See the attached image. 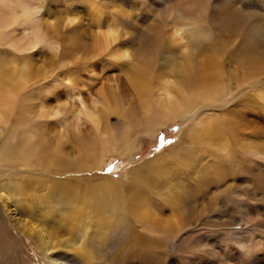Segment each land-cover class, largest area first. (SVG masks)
Segmentation results:
<instances>
[{
	"label": "bare ground",
	"instance_id": "1",
	"mask_svg": "<svg viewBox=\"0 0 264 264\" xmlns=\"http://www.w3.org/2000/svg\"><path fill=\"white\" fill-rule=\"evenodd\" d=\"M100 63L85 104L70 82ZM263 76L264 0H0V264H264ZM182 120L126 182L99 174Z\"/></svg>",
	"mask_w": 264,
	"mask_h": 264
},
{
	"label": "rangeland",
	"instance_id": "2",
	"mask_svg": "<svg viewBox=\"0 0 264 264\" xmlns=\"http://www.w3.org/2000/svg\"><path fill=\"white\" fill-rule=\"evenodd\" d=\"M101 64L102 63L97 64L94 67H92L93 69H91L90 72L89 71H83V69H81L80 72L75 73V74H77V77L70 82V83L78 82L79 86L81 87V89L84 92L85 91H92V96L89 93H87L88 94L87 97L84 96V99H83V97H81V100L85 101V104H87L92 99L93 95H95V93L99 89H101V87H103L109 83L107 77L108 78L110 77L108 75H111V72H113L112 69L115 68L114 67L115 65H111L108 68L107 67L102 68V67H100ZM260 65H261V63H260ZM102 69H104V70H102ZM82 81H85V82L81 83ZM85 84H89L90 90L87 89V85H85ZM258 84L259 85L264 84V76H263V79H261V81ZM255 89H256V87L254 85H252V87L251 86L246 87V88L240 89L239 91L235 92V94L229 98L228 104L223 106V109H226L230 105H232L234 100H236L237 98L244 97ZM81 105L82 104L80 103V101L75 102V101L70 100L68 102V106H67L68 116H67V118H68L69 122L72 120V118L74 117V113H76L78 111L79 106L81 107ZM262 110L264 111V107L262 108ZM34 113H36V112L34 111ZM112 116H114V115H112ZM49 121H51V120H49ZM113 122H115L114 119L111 120V123H113ZM120 123H124V121H118L117 124H120ZM190 124H191V121H185V120H182V121H179L176 123H169L167 126L163 127L158 132L156 137H154L155 139L154 138H148L146 135H143L141 137V134H139V133L136 134L135 136L136 137L140 136L143 141H142V144L137 149L138 151L136 152V155L133 157V159L121 157L116 153L110 154L107 157L105 164H104V167L99 172V174H102L103 176L112 177L114 179H117L119 182H126L127 173L129 172L131 167L136 166L139 162L141 163L144 160L151 158L152 156L160 154L168 146H171L172 143L177 141L178 138L180 137V135L188 129ZM46 130H47V133L55 139V141H57L59 139V137H60V126L58 123H49V125H47V127H46ZM69 145H70V143L67 140H65L63 147H67ZM27 177H31V176L29 175ZM113 193H114V191H113ZM43 197H45V195L42 194L40 191L30 192L29 190H27L25 192L13 193L11 199L14 200L16 204L22 206L23 208L25 207V209L28 210L27 206H33V204L40 205V202L43 201ZM12 200L10 202H12ZM1 212H3V205L0 202V215H2ZM54 231H57V230L54 229ZM173 257H174L173 253L169 254L166 257L167 264H169V262L171 261V259Z\"/></svg>",
	"mask_w": 264,
	"mask_h": 264
}]
</instances>
